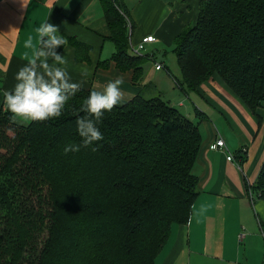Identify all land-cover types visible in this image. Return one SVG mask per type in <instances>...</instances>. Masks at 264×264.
Here are the masks:
<instances>
[{
  "label": "trees",
  "instance_id": "trees-1",
  "mask_svg": "<svg viewBox=\"0 0 264 264\" xmlns=\"http://www.w3.org/2000/svg\"><path fill=\"white\" fill-rule=\"evenodd\" d=\"M99 2L117 50L110 60L140 84L150 57L129 52L130 13L121 0ZM197 18L173 40L176 86L194 92L218 75L261 122L264 0H203ZM67 41L76 62L89 61V46ZM90 92L79 89L59 118L26 125L0 108V264H153L171 227L187 224L200 194L197 126L160 94H138L104 113L96 151L65 154L81 143L76 120ZM235 156L242 168L246 152ZM256 177L259 199L264 160Z\"/></svg>",
  "mask_w": 264,
  "mask_h": 264
},
{
  "label": "crops",
  "instance_id": "crops-1",
  "mask_svg": "<svg viewBox=\"0 0 264 264\" xmlns=\"http://www.w3.org/2000/svg\"><path fill=\"white\" fill-rule=\"evenodd\" d=\"M201 1L121 0L133 22L129 52L132 53L143 38L156 39L146 44L144 55L150 59L143 67L141 83L134 84L132 70L120 72L110 60L117 50L109 39L99 0H0V108H5L3 91L14 89L17 72L33 55V49L24 46L26 39L33 36L35 45V29L47 20L58 26L59 34L66 40L75 38L89 46V61L82 63L76 62L74 48L68 41L60 50L68 61L66 70L71 82L79 83L80 89L101 90L120 77L123 99L118 106L142 92L144 95L150 92L155 96L160 94L164 100L171 95L172 100L168 101L177 100V106L189 109L182 95L178 92L176 95L171 85L168 91H163L161 84L153 83L157 73L162 71L155 70L156 63L162 64L172 77L164 60L155 59L154 55L159 53L164 57L166 51L174 50V38L197 23ZM107 61L106 66L103 63ZM85 67L89 74L82 76ZM187 93L183 95L186 99ZM190 95L195 110L203 114L205 121V140L200 134L203 141L192 171L199 180L200 194L191 207L187 224L171 227L153 264H264V193L257 199L250 191L264 160V109H258L260 122L218 75L202 83ZM207 113L213 115L210 120L217 121L218 126L208 119ZM14 120L25 125L17 118ZM248 124L252 125L249 131ZM226 126L231 135L226 133ZM220 137L226 138L225 145L228 141L231 150L237 148L232 162L226 161L229 149L226 152L209 149ZM241 149L246 157L239 169L235 153Z\"/></svg>",
  "mask_w": 264,
  "mask_h": 264
},
{
  "label": "clouds",
  "instance_id": "clouds-1",
  "mask_svg": "<svg viewBox=\"0 0 264 264\" xmlns=\"http://www.w3.org/2000/svg\"><path fill=\"white\" fill-rule=\"evenodd\" d=\"M34 37L29 36L24 46L33 49V55L27 64L19 69L15 76L16 84L12 91H3V104L13 118L27 121H46L63 115L68 101L80 89L79 83L71 82L66 70L68 63L63 53L57 50L67 44L58 26L41 23ZM89 74L85 67L82 76ZM120 77L111 80L101 90H93L80 106L79 111L86 113L76 120V131L81 138L80 144H70L64 148L65 154L91 148L103 140V134L97 126L105 112L111 111L123 99Z\"/></svg>",
  "mask_w": 264,
  "mask_h": 264
},
{
  "label": "rangeland",
  "instance_id": "rangeland-1",
  "mask_svg": "<svg viewBox=\"0 0 264 264\" xmlns=\"http://www.w3.org/2000/svg\"><path fill=\"white\" fill-rule=\"evenodd\" d=\"M174 51V50H173ZM173 51H166L167 52V54H165L164 55V57L162 56V55H160L159 53H155V59L157 58H161L162 60H164V63H165V66H167L168 68H169V70H170V72H172V77H169L168 76V74H167V72H166V70H162L161 72H159V74L157 73V76L155 77V79H153V83L154 82H157L158 84H161L162 85V89H163V91L164 90H166V91H168V89H170V85L172 86V88H173V90H175L176 91V95L179 93L180 95H182V97H181V99H184L183 101L185 102V106H188L189 107V109H187V110H185V108H180L179 106H177V104L179 103L177 100H174V101H172V102H170V101H168V100H172V96L170 95V97L168 98V99H165L166 101H168V104L170 105V106H174L175 108H177V109H179L180 111H182L181 113H182V115L184 116V117H188L189 116V120L190 121H192L194 124H195V126H197V128H198V131H199V134H201V135H203V138H204V140H205V121L204 120H202L203 118H201L200 119V111L197 109V110H195V106H193V104L191 103L192 102V97H191V95H190V93H193L192 91H190V90H188L187 88L185 89V90H187V92H189V93H187L188 94V96H189V98H188V96H187V99H186V97L185 96H183L184 95V92L183 91H181L179 88H177L176 86H175V82H173V77H175V78H177L178 80H181L182 79V77H180V71H179V68H178V64H177V62H176V59H175V54L173 53ZM147 53V51H143L141 54L142 55H144V54H146ZM152 53V52H151ZM149 54V55H152V54ZM172 61L174 62V63H172ZM150 66V65H149ZM148 66V67H149ZM160 74H162V77H160L159 75ZM170 83V84H169ZM151 86H153V85H151ZM178 92V93H177ZM169 94H170V92H169ZM142 95H144V93L142 92ZM165 95L167 96V94L165 93ZM155 96V94L154 93H150V92H145V95H144V97H146V98H151V97H154ZM196 105V104H195ZM198 108V107H197ZM261 109H264V108H260L259 110H261ZM195 112H196V114H197V112H199V114H195ZM208 114V119L210 120V119H212L213 118V115L211 114V113H207ZM198 116V117H197ZM263 118H264V116H263ZM187 119V118H186ZM22 123H24L25 125H26V123H28L29 121H27V120H21V119H19ZM215 126L217 125H219L218 123H217V121L215 122V121H213V120H210ZM250 127H252V125L251 124H248V127H247V129H248V131H249V129H250ZM226 133L227 134H229V135H231L232 134V132H230L229 131V129H228V127L226 126ZM246 134V133H245ZM202 138V137H201ZM220 138H222V137H220ZM223 139V138H222ZM225 139L226 138H224L223 140H224V142H225ZM203 141V140H202ZM226 147H227V149H229V154L232 156L233 155V153H234V151L237 149V148H232V150H231V148H229V145H228V141H227V143H226Z\"/></svg>",
  "mask_w": 264,
  "mask_h": 264
},
{
  "label": "built area",
  "instance_id": "built-area-1",
  "mask_svg": "<svg viewBox=\"0 0 264 264\" xmlns=\"http://www.w3.org/2000/svg\"><path fill=\"white\" fill-rule=\"evenodd\" d=\"M131 32H132V25L130 22H128V26H127V35L129 38H131ZM155 38L154 37H146V38H143L141 39L140 43L136 46V48H134L132 50V54L134 56H141L142 52L143 51H147L146 49V44H151V43H154L155 42ZM143 56H146V55H143ZM154 68L155 70H163V66L162 64L160 63H156L154 64ZM209 149L213 150V151H221V152H226L228 151V149H226V145H225V142L223 141L222 138H217L214 142H212L210 145H209ZM234 160V155H230L229 152L227 154V157H226V161L227 162H232ZM237 166L239 167V169H241V166L237 163ZM264 235V234H263Z\"/></svg>",
  "mask_w": 264,
  "mask_h": 264
}]
</instances>
